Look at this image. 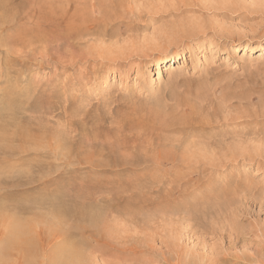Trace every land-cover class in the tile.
<instances>
[{
    "label": "rangeland",
    "instance_id": "rangeland-1",
    "mask_svg": "<svg viewBox=\"0 0 264 264\" xmlns=\"http://www.w3.org/2000/svg\"><path fill=\"white\" fill-rule=\"evenodd\" d=\"M13 3L0 99L16 105L0 125L12 120L8 133L21 126L40 149L0 151L7 217L24 203L29 213L12 216L40 234L51 207L32 200L95 212L96 227L61 217L86 264H161V240L181 234L190 247L194 220L230 229V253L259 244L264 256V0ZM36 232V255L11 247L0 264H49L62 240L42 246Z\"/></svg>",
    "mask_w": 264,
    "mask_h": 264
},
{
    "label": "bare ground",
    "instance_id": "bare-ground-1",
    "mask_svg": "<svg viewBox=\"0 0 264 264\" xmlns=\"http://www.w3.org/2000/svg\"><path fill=\"white\" fill-rule=\"evenodd\" d=\"M13 1L14 0H0V26L4 25L7 22L6 21V19H7L6 14L8 13V5L12 6ZM5 80H6V78H5ZM7 93H10V90H8ZM4 96L7 97V94L5 93ZM13 100H15V99H13ZM10 101H9V99H7L8 103L7 104H2V103H6V102H4L2 100V98L0 99V113L10 112V115H12V114L14 115L15 112L13 110V108H14L13 106H15L16 104L14 102H12V100H10ZM194 107H195V105H194ZM194 107H192V109ZM34 108H35V106H34ZM153 109H154V107H153ZM158 111H160V110L158 109L155 112L156 115L157 114L160 115ZM1 117L2 116L0 115V119H1ZM204 119H206V118H204ZM8 121H9V119H8ZM8 121L4 122V124L1 123V125H0V133H1V135H0V144H3V146H1L3 148L0 149V151H3L2 153H7L9 155L10 154L14 155V154H17V153H23L24 151L29 149L27 147L28 145H30L31 147L34 146L35 148H32V149H35V151L40 149V147H39L40 141H39V144L38 143L34 144L32 142L33 141L32 138H30L29 135L25 131L21 130V126H20V130H16L15 132L12 131L13 133L9 134L7 129H6V125L10 126L13 122H12V120H11V122H8ZM0 122H2V121H0ZM17 127H18V125H17ZM12 142H18V144H20V145L15 147L13 145L14 143H12ZM28 179H30V177ZM25 182H26V180H25ZM15 186H17V185H15ZM50 199L54 200L53 198H45V197L44 198L40 197L39 199H36V200H32L31 197H30V199H29V200H32V202L34 201L35 203H37L36 201H38L41 204L44 203V202L46 203V201H47V202H49L47 204H49L50 207H51V210H50L51 212L50 213L52 214V219L49 222H46V218H45V220H44V222H42V224H46V225L44 226V231L43 232H41V231L39 232L40 234L37 233L38 230H37V232L35 231L36 224H35L34 220L31 221V218L29 219L30 220L29 221V220H25V219L21 220L20 219L21 217L18 218V216L13 217V216H15L13 212L16 209H18L17 211H19L20 213H23V214L24 213L25 214L29 213V210L27 208H24V206H23L24 203H22L23 205L17 204L20 207H18L16 205L17 208L13 212H11L13 214V216H12V214H10L11 216L9 215L7 217V213H9L10 211L8 212L6 210H11L13 208H11L12 206H8L7 205L8 208L10 207V209L4 210L5 209L4 208L5 205L0 202V217L2 216L3 218H5V219H1L0 218V220L2 221L0 223V239H4L5 240L4 241L5 245L2 248L0 247V260H2L4 253L8 250V248H11V247H17L18 250H21L25 254L27 253L25 255L26 258L31 259L34 255L37 254V246H36V243H35L36 240H35V234H34V232H36L37 235H38L37 238L40 239V241L43 238V240L41 241V244L43 243L44 240H45V242L47 241V243L48 242L50 243V238L51 239L58 238V239L62 240L59 245L55 246V250H53L51 252V254L49 255V257H48L49 264H86L85 259L83 257V254L81 253V251L79 249L80 247L83 248L81 239L77 240V239H75L77 237H74L72 235L73 233L71 234V232L75 231V230L70 231V229H69L68 230L69 232H66L65 230H67V228H64L65 230L63 229L62 221L65 222V220H63L62 218H63V216H64V218H66V217H74L75 220H77V222L80 221V222H84V224H85L86 222L88 223V221H89L91 224H95V221H97L98 214L96 215L95 212L93 211L94 214H92V216L89 217L88 213L90 215L92 213V212L91 213L89 212L90 211L89 209L84 208L85 209V210L83 209L84 211L81 210V209H80V211L79 210H75L73 208L60 205L59 204L60 202L58 203L57 200H55L57 202L56 203L55 201H51ZM0 200L1 201L2 200L6 201L7 200L6 196L3 197ZM8 200H12V198H8ZM52 202H55L56 204L52 203ZM29 203H31V202H29ZM47 204H45L44 206H46ZM61 204H63V203H61ZM31 205L33 206L34 203L31 204ZM31 205H29V206H31ZM38 205H39V203H38ZM42 205H41V207H42ZM63 205H66V204L64 203ZM68 205H70V204L68 203ZM16 206H13V207L15 208ZM34 207H35V205H34ZM47 208H48V206H47ZM86 210H87L88 213L87 212L85 213ZM2 212H6V216H4L5 213H3V215H2ZM33 213H31V215H35L36 214V212H35V214H33ZM94 215H96V218H95ZM35 216L39 217L40 214H38V215L36 214ZM189 216H190V213H189ZM6 217L9 218V219H6ZM193 219H194V217H193ZM39 222L41 223V221H38V223ZM194 222H195V220L193 221V223ZM40 223H39V226H41ZM193 223H192V225H193ZM63 224H65V223H63ZM79 225H80V223H79ZM192 225H189V227L187 226L188 229H186V230H185V228H182V229H184L186 231L187 234H189L188 236L185 237V241L186 240L190 241V243L192 244L190 247H188V244H186L185 242H183V243H185V244H183L185 246L182 247L181 243H182L183 240H182V238L180 236H184V235H181V234H180V236H178L176 234L177 235L176 237L171 238L170 240L167 239L168 241L161 240V243H163V242H164L163 244L166 243L165 247H166L167 251L166 252H162L161 249H159L157 247H156V250H154L155 254L160 256V258L162 259L163 263H161V264H239V262L241 260L242 261L243 260L244 261L248 260V261H250V262H252L254 264H264V256H262L263 247L261 245H259V244L256 245V247L253 250H251V253L247 252L249 254H246L245 252H241V254H238V253H236V251H235V253L232 254V253H230V243H231V241H230V229L224 228L222 226H212V225H209V223H208V226H204L203 228L201 227V225H200L201 228L198 225H196V226H192ZM93 227H96V224ZM72 228H75V227H72ZM79 228L82 230V228H84V227L83 226H81V227L79 226ZM78 229L76 231H78ZM85 229H87V228L85 227ZM261 237H263L262 239H264V235L261 236ZM81 238L83 240L82 236H81ZM234 238L238 239V237H234ZM255 238L258 239V235H256ZM211 239H214L215 242L212 243V244L206 242V241L211 240ZM1 242H3V241L1 240ZM153 243H154V241H153ZM218 245L220 247H218ZM42 246H43V244H42ZM144 248H149L151 250L153 247L150 248V246L146 245ZM152 251H153V249H152ZM141 253H142V251H141ZM149 264H152V263H149Z\"/></svg>",
    "mask_w": 264,
    "mask_h": 264
}]
</instances>
